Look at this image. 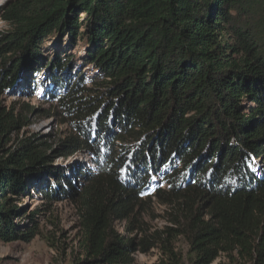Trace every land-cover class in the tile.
Wrapping results in <instances>:
<instances>
[{
	"label": "trees",
	"instance_id": "trees-1",
	"mask_svg": "<svg viewBox=\"0 0 264 264\" xmlns=\"http://www.w3.org/2000/svg\"><path fill=\"white\" fill-rule=\"evenodd\" d=\"M2 18L1 241H33L67 201L91 264L180 236L192 264H264V0H9ZM13 92L40 94L69 133L8 147L39 111L6 110ZM153 201L172 209L166 239L143 228Z\"/></svg>",
	"mask_w": 264,
	"mask_h": 264
},
{
	"label": "rangeland",
	"instance_id": "rangeland-1",
	"mask_svg": "<svg viewBox=\"0 0 264 264\" xmlns=\"http://www.w3.org/2000/svg\"><path fill=\"white\" fill-rule=\"evenodd\" d=\"M9 0H0V33L7 32L10 24L2 18V9ZM58 39L47 40L46 51L58 49ZM79 48H75L78 51ZM21 89V87H20ZM24 104L36 107L37 113L28 114L27 125L21 132L11 135L8 147L17 144L19 138L24 135H39L54 145L62 137H65L69 130L60 124L58 117L52 116L50 104L40 100V94L20 95V92L10 93L2 98V105L9 109L21 111ZM43 140V141H44ZM58 162H63L60 158ZM22 204L30 211L35 210L43 204L38 195L27 196L22 199ZM51 213H48L41 225L42 233L33 241L6 243L0 240V264H91L87 261L77 236L78 216L74 206L67 202H58L50 206ZM172 209L162 206L159 202L153 201L142 213L146 223L143 228L149 234H154L166 239L168 229L176 227L171 223L170 213ZM119 232L124 234L125 223L119 224ZM164 233V234H163ZM142 238L139 230L135 234ZM190 246L188 240L179 237L172 239L170 244L159 241L157 247L151 248L146 253L138 252L133 257L131 264H192ZM213 264H250L248 258L222 254Z\"/></svg>",
	"mask_w": 264,
	"mask_h": 264
}]
</instances>
